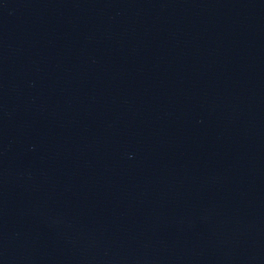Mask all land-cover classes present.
I'll return each instance as SVG.
<instances>
[{"label": "water", "instance_id": "95a60500", "mask_svg": "<svg viewBox=\"0 0 264 264\" xmlns=\"http://www.w3.org/2000/svg\"><path fill=\"white\" fill-rule=\"evenodd\" d=\"M0 264H264V0H0Z\"/></svg>", "mask_w": 264, "mask_h": 264}]
</instances>
